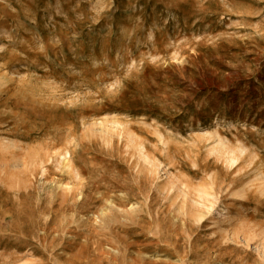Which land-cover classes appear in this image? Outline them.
<instances>
[{"label":"rangeland","instance_id":"374dc122","mask_svg":"<svg viewBox=\"0 0 264 264\" xmlns=\"http://www.w3.org/2000/svg\"><path fill=\"white\" fill-rule=\"evenodd\" d=\"M0 79V264H264V0H0Z\"/></svg>","mask_w":264,"mask_h":264},{"label":"trees","instance_id":"16d2710c","mask_svg":"<svg viewBox=\"0 0 264 264\" xmlns=\"http://www.w3.org/2000/svg\"><path fill=\"white\" fill-rule=\"evenodd\" d=\"M134 111H136V112H145V113L152 114V115L158 113L157 110H149V109H146V108H141V109L137 108Z\"/></svg>","mask_w":264,"mask_h":264},{"label":"bare ground","instance_id":"6f19581e","mask_svg":"<svg viewBox=\"0 0 264 264\" xmlns=\"http://www.w3.org/2000/svg\"><path fill=\"white\" fill-rule=\"evenodd\" d=\"M1 80V79H0ZM222 141V140H221ZM222 145V144H221ZM224 145V144H223ZM222 147V146H221ZM235 156H233L232 154L229 155V160H234Z\"/></svg>","mask_w":264,"mask_h":264}]
</instances>
